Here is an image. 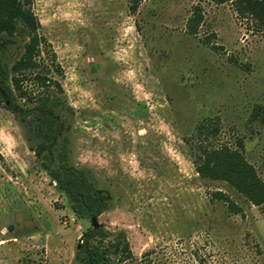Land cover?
I'll list each match as a JSON object with an SVG mask.
<instances>
[{"label": "rangeland", "instance_id": "rangeland-1", "mask_svg": "<svg viewBox=\"0 0 264 264\" xmlns=\"http://www.w3.org/2000/svg\"><path fill=\"white\" fill-rule=\"evenodd\" d=\"M195 5L202 21L189 34ZM31 9L44 38L36 67L18 73L32 99L14 104L48 98L68 139L52 145L49 168L67 147L111 204L95 220L78 217L26 128L0 106V264H79L93 221L112 240L125 233L133 259L118 264H264L260 207L192 163L199 143L241 140L264 180V31L230 0H141L134 12L127 0H31ZM23 50L20 36L0 30L9 68ZM36 73L62 90L37 85ZM199 125L218 131L201 139Z\"/></svg>", "mask_w": 264, "mask_h": 264}, {"label": "trees", "instance_id": "trees-1", "mask_svg": "<svg viewBox=\"0 0 264 264\" xmlns=\"http://www.w3.org/2000/svg\"><path fill=\"white\" fill-rule=\"evenodd\" d=\"M140 1L127 0L129 10L134 12ZM230 1L234 3L236 12L242 18L253 20L258 30L264 31V0ZM201 21L200 7L195 5L187 19L186 31L195 34ZM38 28V21L31 9V0H0V30L8 35L17 34L24 41L22 56L10 68L0 58V106L11 111L26 128L35 146L34 154L40 157L41 166L50 171L57 188L66 194L72 211L80 218L95 220L109 208L110 198L99 190L84 169L78 170L70 164V152L67 147L62 146L58 149L56 153L58 165L49 168L52 145L60 137L63 142H68V139L63 135L65 125L48 103V98L40 99L33 108L21 111H18L14 104L17 96L32 99L31 93L24 87L23 77L18 73L36 67L35 56L39 53L40 41L44 38L39 35ZM51 56L54 59L55 55ZM54 67L59 70L58 65ZM33 76L39 86H55L59 91L62 90L56 79L40 73ZM201 126L205 128L201 129ZM217 131V128L209 131L205 125H199L197 132L198 137L202 139L215 135ZM198 149V155L192 163L199 176L227 182L252 204L260 207L264 215V180L257 174L255 167L245 159L241 140L235 147L226 144L205 147L203 143H199ZM214 197L226 202L233 211L240 212L239 207L220 191L214 193ZM109 236L108 230L93 221V225L80 236L76 253L79 264H115L116 262L118 264L132 260L133 255L125 233L122 230L117 231L113 240ZM138 262L141 260L128 264H138Z\"/></svg>", "mask_w": 264, "mask_h": 264}]
</instances>
